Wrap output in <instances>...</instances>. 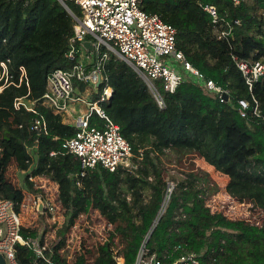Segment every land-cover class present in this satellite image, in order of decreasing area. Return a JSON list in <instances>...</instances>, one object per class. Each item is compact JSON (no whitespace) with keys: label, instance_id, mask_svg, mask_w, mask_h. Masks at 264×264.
I'll return each instance as SVG.
<instances>
[{"label":"trees","instance_id":"trees-1","mask_svg":"<svg viewBox=\"0 0 264 264\" xmlns=\"http://www.w3.org/2000/svg\"><path fill=\"white\" fill-rule=\"evenodd\" d=\"M67 5L80 15L76 4ZM205 5L215 7L217 23ZM140 7L173 25L176 48L206 78L227 90L228 97L221 99L187 79L173 92L160 90L164 106L159 107L132 66L110 53L102 71L106 80L98 93L105 84L112 92L100 104L130 144L133 166L110 171L97 164L81 175L78 158L62 147L74 135L75 126L41 103L47 75L70 68L77 58L66 55L74 17L58 0H0V61L8 59L9 76L0 90V196L21 201L22 190H40L34 189L29 175H41L57 184L64 217L57 230L59 241L44 249L43 257L17 245L16 260L18 264H86L83 253L67 261L58 249L75 218L95 208L114 224V230L96 245L91 264H134L142 244L166 264L184 252H194L198 264H264V219L255 225L211 212L206 204L209 190L192 172L175 178L165 199L168 179L161 162L167 150L194 149L227 176L228 194L264 213V76L250 91L231 58L234 54L264 61V0H143ZM214 26L230 33L218 38ZM74 84L84 89L83 83ZM251 95L258 114L253 112ZM18 97L23 104L15 108ZM239 99L249 102L244 116ZM32 100L35 111L25 107ZM38 118L44 119L45 130L31 128ZM11 162L20 171L21 186L6 178ZM21 233L38 236L31 228L22 227ZM116 234L122 263H117L112 249Z\"/></svg>","mask_w":264,"mask_h":264},{"label":"built area","instance_id":"built-area-1","mask_svg":"<svg viewBox=\"0 0 264 264\" xmlns=\"http://www.w3.org/2000/svg\"><path fill=\"white\" fill-rule=\"evenodd\" d=\"M58 1L61 4H67L68 1L73 2L80 9V15L74 17L73 36L70 38L71 48L66 54L69 59H74V55L77 54V58L74 59L75 62L70 68H58L47 75L46 88L41 96V103L50 106L54 113L60 114L68 113L75 102L85 105L86 109L80 111L72 121L76 129L74 135L62 143V147L67 152L78 158L81 175L84 174L85 168L97 164L110 171L119 166L126 169H131L133 166L130 144L121 135L119 127L109 119L100 104L108 100L112 92V89L105 84L98 93L99 85L106 80L102 71L108 58V51L117 52L121 59L132 66L153 94L159 107L164 106L160 90L173 92L179 83L187 79L198 83L209 92L217 93L221 99V93H227V90L206 78L185 58L184 54L175 46L173 25L163 21L155 13H147L141 9L140 4L143 0ZM233 1L238 3V0ZM203 8L210 13L212 21L217 23L215 7L205 5ZM214 27L218 38L230 33V29ZM87 35H91L93 39L87 38ZM83 41L91 43V50L83 46ZM84 58L88 60L84 61ZM231 58L251 91L254 82L264 76V61H248L240 59L234 54ZM7 63L8 59L0 61V81L4 79L0 84V90L9 77ZM75 82L84 84L83 92L75 91ZM98 83L99 85H97ZM91 91L98 93L95 98H90ZM251 98L254 103L253 112L258 114L257 101L252 95ZM21 103V99L18 97L13 105L15 108H19ZM34 103L35 100H32L25 107L35 111ZM238 104L240 115L244 116L249 102L239 99ZM92 114L100 120V127L90 124ZM31 128L38 131L45 130L44 119H35ZM50 154H54V151H51ZM138 158L140 159V157ZM34 178L35 176L29 175L31 181ZM173 186L174 184L168 185L165 199L168 198L167 195ZM35 187L40 188V192L30 197L28 202L34 210L49 215L54 222L56 212L62 209L58 201V191L55 189V193H50L49 188L45 185H38L36 181ZM228 196L236 198L232 195ZM39 201L42 202L41 211L37 208ZM28 202H25L24 198L21 201H14L0 196V253L7 264H18L16 260L17 245L27 246L36 256L40 257H43V251L48 247L45 245V241L40 243L39 239L23 236L21 233L23 223L20 212ZM222 209L224 210V208ZM211 212L228 215L219 209ZM72 236L70 234L69 238H65L64 246H69ZM175 261L177 264L199 263L194 252H184L168 264H174ZM134 264L166 263L155 253H150L142 244Z\"/></svg>","mask_w":264,"mask_h":264},{"label":"rangeland","instance_id":"rangeland-1","mask_svg":"<svg viewBox=\"0 0 264 264\" xmlns=\"http://www.w3.org/2000/svg\"><path fill=\"white\" fill-rule=\"evenodd\" d=\"M87 38L93 39L91 35H87ZM114 53L117 54L115 51ZM83 60L87 61L88 59L84 58ZM74 105L76 107V113L78 114L79 108L82 110H84V108L86 109L83 103L75 102ZM90 119H93V124L96 126L97 122H100L94 114L90 116ZM161 162L164 169V176L168 179V185L174 184V179L180 177L183 173L192 172L197 181L209 190V194L206 197V204L210 207L211 211L219 209L228 214L226 215L227 218L232 220L241 219L244 222L255 225H260L262 223L264 219L263 211L248 201L230 198V196H228L230 194L227 195L225 190V185L228 180L227 176L215 170L196 150H167L166 153L161 156ZM5 175L9 181L15 185L21 186L20 171L14 162H11L7 166ZM32 182L35 189V178ZM37 184H45V186L50 189V193H55L56 187L49 182L47 183V181L37 178ZM22 191L25 202H28L30 197L40 192V190H34L33 192L26 190ZM25 205L26 206L22 207L20 212L23 227L36 229L38 234L37 240L42 239L46 242L45 245L48 247L53 246L59 241L57 230L64 220L62 213L63 209H59L56 212L55 221L53 222L49 215L39 213L36 209L34 210L29 202ZM222 208H224V210ZM113 230L114 224L110 223L98 209L91 208L87 213H83L75 218L73 224L65 233V238H69L70 234L73 235L70 239L69 246L66 247L63 243L58 249L59 253L65 256L67 261L74 260L77 254L83 253L86 257V264H90V262H92V251L94 252L96 245L106 241ZM120 248L121 243L119 236L116 234L113 238L112 249L117 263H122L123 261L122 257L118 255Z\"/></svg>","mask_w":264,"mask_h":264},{"label":"water","instance_id":"water-1","mask_svg":"<svg viewBox=\"0 0 264 264\" xmlns=\"http://www.w3.org/2000/svg\"><path fill=\"white\" fill-rule=\"evenodd\" d=\"M62 5H63V7L73 16V17H76V15L73 13V11L67 6V4H65V3H62ZM83 46L85 47V48H87L88 50H91V43L89 42V41H83ZM97 85H99V83L97 84ZM221 97L223 98V99H227V97H228V94L226 93V92H222L221 93ZM167 197H168V195H167ZM165 203H166V200L163 202V205H162V209L160 210V213L162 212V210H163V206L165 205ZM38 210L39 211H41L42 210V202L41 201H39V203H38ZM159 217V216H158ZM158 217H157V219H158ZM157 219H155V221L153 222V224L151 225V228H149V230H148V235H147V238L145 239V241H144V243L147 241V239H148V236L150 235V233H151V231H152V228H153V226L155 225V223H156V221H157ZM0 264H7L6 263V261H5V259H4V257H3V255L0 253ZM34 264H37V263H34ZM174 264H177V261H175L174 262Z\"/></svg>","mask_w":264,"mask_h":264},{"label":"crops","instance_id":"crops-1","mask_svg":"<svg viewBox=\"0 0 264 264\" xmlns=\"http://www.w3.org/2000/svg\"><path fill=\"white\" fill-rule=\"evenodd\" d=\"M108 53V57H109V54L110 53H114V51L113 50H110V51H108L107 52ZM92 54V53H91ZM114 54H116V53H114ZM117 55V54H116ZM118 56V55H117ZM119 57V56H118ZM108 59V58H107ZM106 59V60H107ZM90 61V60H89ZM106 62V61H105ZM105 64V63H104ZM76 88V87H75ZM84 90V89H83ZM83 90L82 91H80V90H78L77 88H76V92L78 91V92H83ZM93 92L91 91V93L90 94H92ZM85 109V108H84ZM80 111H83L81 108H79V113H80ZM78 113H76V107H75V105H73V108L68 112V113H66V114H62V116H63V120L64 121H66V122H70V123H72V121H73V119H74V117L77 115ZM37 178H39V179H42V180H44V181H47V183L49 182L51 185H53L54 187H56L55 189L58 191V188H57V184L55 183V182H53V181H51L50 179H48L47 177H44V176H41V175H36L35 176V181L37 182ZM45 185V184H44ZM53 186H51V187H53ZM38 188V187H37ZM38 189H40V188H38Z\"/></svg>","mask_w":264,"mask_h":264},{"label":"clouds","instance_id":"clouds-1","mask_svg":"<svg viewBox=\"0 0 264 264\" xmlns=\"http://www.w3.org/2000/svg\"><path fill=\"white\" fill-rule=\"evenodd\" d=\"M68 6V5H67ZM77 16V15H76Z\"/></svg>","mask_w":264,"mask_h":264}]
</instances>
